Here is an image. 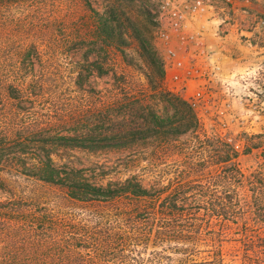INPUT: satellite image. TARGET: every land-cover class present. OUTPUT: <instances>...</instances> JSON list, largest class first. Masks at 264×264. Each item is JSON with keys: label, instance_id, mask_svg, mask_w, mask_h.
<instances>
[{"label": "rangeland", "instance_id": "obj_1", "mask_svg": "<svg viewBox=\"0 0 264 264\" xmlns=\"http://www.w3.org/2000/svg\"><path fill=\"white\" fill-rule=\"evenodd\" d=\"M232 1L230 9L224 0L217 3L218 15L226 21L224 48L223 39L215 35V21L205 18L208 26L200 28L216 37L211 50L219 55L223 79L205 95L197 117L200 128L163 140L146 130L145 119L154 113L163 125H177L162 76V44L155 36L162 0H2L0 147H6V155L0 157L4 181L0 201L12 199L9 191L43 195L50 208L80 212L76 206L82 204L62 198L61 189L22 173L25 167L36 171L47 159L59 166L87 169L88 177L103 186L131 178L148 189L166 186L171 199L186 207L211 202L208 193L227 191L237 199L241 186L250 184L247 176L264 172V0ZM119 4L128 24L150 26V49L143 50L131 29L128 36L114 41L96 36L98 19L91 9L106 15ZM215 135L239 149L236 164L244 177L234 179L224 164L210 158ZM253 143L259 148H251ZM184 186L189 190L184 195L174 191ZM197 213L206 212L200 208ZM239 222L204 230L207 235L219 234L224 264H240L250 252L251 240L260 243L264 237V227ZM157 227L153 222L147 232L153 236ZM45 234L41 239L18 227L3 228L0 264H149L156 249L173 255L161 250L164 246L156 247L152 238L147 246L127 247L125 260L91 248H72L66 238L55 245V236ZM206 244L210 245L199 246L190 264L210 259L211 247ZM260 249L264 252L262 244Z\"/></svg>", "mask_w": 264, "mask_h": 264}, {"label": "trees", "instance_id": "obj_2", "mask_svg": "<svg viewBox=\"0 0 264 264\" xmlns=\"http://www.w3.org/2000/svg\"><path fill=\"white\" fill-rule=\"evenodd\" d=\"M91 10L98 19L95 27L98 38L112 41L122 39L128 36V29H131L143 50L150 49L152 43L150 26L146 23L139 26L128 24L130 20L120 4L114 5L106 15ZM15 36H18L17 32ZM161 67L164 76L162 60ZM168 96H171L170 103L178 117L177 125L175 127L172 123L163 125L156 119L154 113H150L145 118L146 124H149L146 130L152 132L153 136H161L163 140L166 135L177 136L189 131L197 132L200 125L194 109L182 97L169 91ZM144 110L145 108H142L141 112ZM144 117L138 116V119L145 120ZM141 126H145V123ZM165 128L167 129L164 130ZM215 136L211 143L215 148L212 156L209 155L210 158L215 164H224L225 170L234 179L244 177L236 164L239 149L235 144L222 141L223 138ZM250 147L259 148V145L253 143ZM5 148L0 147L1 158L6 155L3 153ZM24 170L22 173L27 178H35L44 185L55 186L64 192L62 198L70 203L82 204L76 206L80 212H64V214L44 205L47 199L43 198V195L19 196L12 195L9 191L12 199L0 201V220L4 221L0 225V230L6 227L12 231L18 227L26 235H35L41 239L47 236L45 233H51L57 240V243H53L55 245L62 238H66V245L72 248H91L104 255L110 254L115 259L126 260L129 255L125 252L127 247L139 244L147 246L152 244L150 242L152 238L156 247L164 246L161 250H170L173 255L182 254L184 258L176 259L173 255H163L162 252H156L158 251L156 249L149 264H190L192 255L198 253L199 246L207 242L210 245H206L211 247L208 249L210 259L201 263L224 264L219 234L207 235L205 229L208 230L213 225L227 228L231 227L232 223L238 225L239 221L247 225L245 222L247 220L251 225L264 227V172L254 171L247 176L250 184L242 185L243 190L240 193L235 188L232 189V192L238 193L237 199H231L227 191L208 193L213 196L212 201L207 202L203 207L195 208L186 207L185 204L171 199L166 186L148 189L133 178L123 184L103 186L88 177L87 169L59 166L51 159L42 161L36 171L32 172L26 167ZM0 182H4L1 176ZM174 191L184 195L189 190L184 186L177 187ZM200 208L206 213H197ZM153 222L158 227L155 235L152 236L147 229L153 228ZM250 244V252L240 264H264V252L260 249L261 244L264 247V237H261L260 243L252 239ZM129 250L130 254L134 253L132 249Z\"/></svg>", "mask_w": 264, "mask_h": 264}, {"label": "built area", "instance_id": "obj_3", "mask_svg": "<svg viewBox=\"0 0 264 264\" xmlns=\"http://www.w3.org/2000/svg\"><path fill=\"white\" fill-rule=\"evenodd\" d=\"M232 8V0H224ZM218 0H162L156 17L155 36L162 44L161 60L167 90L182 97L196 111H202L205 95L211 94L213 84L222 83L219 55L203 38L206 18L215 21V35L226 38V21L218 15Z\"/></svg>", "mask_w": 264, "mask_h": 264}, {"label": "crops", "instance_id": "obj_4", "mask_svg": "<svg viewBox=\"0 0 264 264\" xmlns=\"http://www.w3.org/2000/svg\"><path fill=\"white\" fill-rule=\"evenodd\" d=\"M203 19H205V18H203ZM203 19L202 20H200L201 21V24L200 25H198L199 24V21H198V23H197V25L198 26H205V27H207L208 25L206 24V23H203L204 21H203ZM205 24V25H204ZM203 29H204V27H203ZM202 29V30H203ZM203 38H204V40H205V43L208 45V47L210 48V49H212V47H214L215 48V44H216V37H214V35H212L211 33H206V31H204L203 32Z\"/></svg>", "mask_w": 264, "mask_h": 264}]
</instances>
